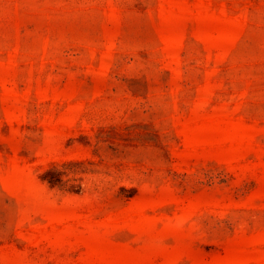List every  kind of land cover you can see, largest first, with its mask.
Listing matches in <instances>:
<instances>
[{
    "label": "rangeland",
    "instance_id": "obj_1",
    "mask_svg": "<svg viewBox=\"0 0 264 264\" xmlns=\"http://www.w3.org/2000/svg\"><path fill=\"white\" fill-rule=\"evenodd\" d=\"M0 264H264V0H0Z\"/></svg>",
    "mask_w": 264,
    "mask_h": 264
}]
</instances>
